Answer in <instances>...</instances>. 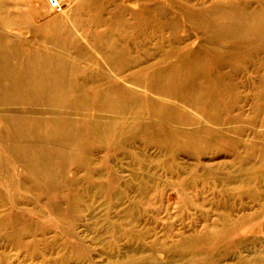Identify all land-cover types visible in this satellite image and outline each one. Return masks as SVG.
<instances>
[{
	"label": "rangeland",
	"instance_id": "1",
	"mask_svg": "<svg viewBox=\"0 0 264 264\" xmlns=\"http://www.w3.org/2000/svg\"><path fill=\"white\" fill-rule=\"evenodd\" d=\"M0 0V264H264V0Z\"/></svg>",
	"mask_w": 264,
	"mask_h": 264
},
{
	"label": "built area",
	"instance_id": "2",
	"mask_svg": "<svg viewBox=\"0 0 264 264\" xmlns=\"http://www.w3.org/2000/svg\"><path fill=\"white\" fill-rule=\"evenodd\" d=\"M48 2L52 9L57 11L61 10V6L59 5L58 0H48Z\"/></svg>",
	"mask_w": 264,
	"mask_h": 264
},
{
	"label": "bare ground",
	"instance_id": "3",
	"mask_svg": "<svg viewBox=\"0 0 264 264\" xmlns=\"http://www.w3.org/2000/svg\"><path fill=\"white\" fill-rule=\"evenodd\" d=\"M58 3H59V5L61 6V10H60V11H57V10L52 9V7L49 5V2H48V0H47V4H48V6H49L52 10H54L55 12H62V11H63V6H62V3H61V0H58Z\"/></svg>",
	"mask_w": 264,
	"mask_h": 264
}]
</instances>
